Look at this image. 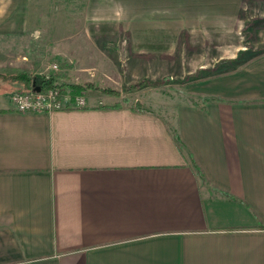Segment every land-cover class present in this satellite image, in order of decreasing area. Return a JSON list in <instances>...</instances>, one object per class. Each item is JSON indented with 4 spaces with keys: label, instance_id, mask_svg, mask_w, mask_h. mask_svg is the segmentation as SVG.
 Instances as JSON below:
<instances>
[{
    "label": "crops",
    "instance_id": "1",
    "mask_svg": "<svg viewBox=\"0 0 264 264\" xmlns=\"http://www.w3.org/2000/svg\"><path fill=\"white\" fill-rule=\"evenodd\" d=\"M64 7L99 52L77 36L69 50L104 61L123 38L159 56L239 46L248 17L264 33V0H0L1 72L35 74L20 47ZM223 63L157 110L85 92L84 106L18 111L1 75L15 86L0 88V264H264V49Z\"/></svg>",
    "mask_w": 264,
    "mask_h": 264
},
{
    "label": "rangeland",
    "instance_id": "2",
    "mask_svg": "<svg viewBox=\"0 0 264 264\" xmlns=\"http://www.w3.org/2000/svg\"><path fill=\"white\" fill-rule=\"evenodd\" d=\"M74 9L64 7V11L54 9L52 13L54 15H49L51 12L44 15L48 20V23H44L46 26L49 25L50 29H44L39 33L38 38L41 39L42 44L40 46L20 47L22 50L31 52L28 53L29 57L33 56L35 58H32L31 61L26 60L27 67L36 71L33 75L43 76V74L48 73V75H53L55 79L63 78L81 83L93 81L100 85H108L120 89V98L126 94L132 100L140 99L144 101L155 110L158 106H166L164 104H168L172 96L185 91L189 86L187 83L193 80V76L215 72L213 69L216 68L215 65L218 62L219 64L224 62L220 67L235 66L264 49V33L257 28L253 30L252 27L256 21L248 17L245 21L240 19V28L235 32L236 37L239 39H237V43L240 42L239 46L178 45L167 47L165 54L156 56V54L138 52V49L142 47L128 45L127 39L123 38L119 40V42L121 41L120 45L109 44L105 47L106 50H101L108 54L107 58L109 60L104 61L100 59V56H94L93 54L89 58L88 52L76 56L74 50H69L74 48L76 36L81 50L88 51L91 48L93 52L99 51L95 46H89L88 40L83 39L87 32L81 27L82 14L76 9L75 12ZM157 31L159 30L146 31L152 33V41L154 38H160ZM89 32L91 33V31ZM91 37H94V35H91ZM59 50L63 53H58ZM151 50L148 49V51ZM35 53L38 54L37 57H35ZM219 55L229 58H223L224 61H221L222 59L217 61ZM9 58L17 60L19 55L9 56ZM68 58L71 61L67 60ZM75 58H83V61H77ZM92 58L94 61H92ZM153 58L156 60H152ZM84 59H89V61H84ZM230 60L233 61L226 63ZM13 63L10 64L13 65ZM52 63L57 64L56 69L51 68ZM203 63H205V67L199 68V65ZM7 65L9 64L7 63ZM143 78L146 79L142 80ZM139 80L143 81L142 84L137 85L135 90L125 93L128 84L136 83ZM14 86V83L3 81L0 75V88L3 95L9 93ZM17 86L15 88L17 90L24 89L19 82ZM88 94L101 95L95 89L87 90L86 95ZM159 111L169 114L163 108H159Z\"/></svg>",
    "mask_w": 264,
    "mask_h": 264
},
{
    "label": "trees",
    "instance_id": "3",
    "mask_svg": "<svg viewBox=\"0 0 264 264\" xmlns=\"http://www.w3.org/2000/svg\"><path fill=\"white\" fill-rule=\"evenodd\" d=\"M221 61H224V59H222ZM0 75H3L4 77H10L12 81L16 80L17 82L21 83V86H23L24 89L31 88L33 82H35V84L37 83L39 86H55L60 92L67 94L70 101L71 97L75 94H84L87 90L95 89L102 95H110L113 97L112 103L106 105L120 106L122 104H125L131 108H146V105L140 99L132 100V98H130V96L127 97L126 94L122 98H120V89L108 85H100L93 81H84L81 83L78 81L65 80L63 78L55 79L53 75H48V77H44V75L41 76L39 74L33 75L31 77L28 75L26 70L20 69L19 67L14 68V71L11 72H0ZM144 79L146 78H143L142 80ZM195 79H199V77ZM142 82L143 81L139 80L136 83L128 84L125 88V93L135 90V87L139 84H142ZM71 107L73 106L70 104V102L65 105V108ZM173 135L176 140H179L175 132L173 133Z\"/></svg>",
    "mask_w": 264,
    "mask_h": 264
},
{
    "label": "built area",
    "instance_id": "4",
    "mask_svg": "<svg viewBox=\"0 0 264 264\" xmlns=\"http://www.w3.org/2000/svg\"><path fill=\"white\" fill-rule=\"evenodd\" d=\"M50 66L51 68H57L56 63H52ZM43 75L48 77V73ZM10 99L14 108L18 111L62 109L69 102L73 107L86 104L84 94H75L70 101L68 95L60 92L55 86H40L39 90L32 87L14 90L10 94Z\"/></svg>",
    "mask_w": 264,
    "mask_h": 264
},
{
    "label": "water",
    "instance_id": "5",
    "mask_svg": "<svg viewBox=\"0 0 264 264\" xmlns=\"http://www.w3.org/2000/svg\"><path fill=\"white\" fill-rule=\"evenodd\" d=\"M32 88H33V89H36V90H39L40 86H39L38 84H33V85H32Z\"/></svg>",
    "mask_w": 264,
    "mask_h": 264
}]
</instances>
